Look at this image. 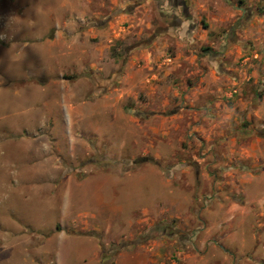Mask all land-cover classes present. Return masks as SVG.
I'll return each mask as SVG.
<instances>
[{"label":"rangeland","instance_id":"1","mask_svg":"<svg viewBox=\"0 0 264 264\" xmlns=\"http://www.w3.org/2000/svg\"><path fill=\"white\" fill-rule=\"evenodd\" d=\"M262 173L264 0H0V264H57L60 231L99 264H264ZM97 179L117 220L62 223Z\"/></svg>","mask_w":264,"mask_h":264},{"label":"crops","instance_id":"2","mask_svg":"<svg viewBox=\"0 0 264 264\" xmlns=\"http://www.w3.org/2000/svg\"><path fill=\"white\" fill-rule=\"evenodd\" d=\"M156 172H153V170L151 169V171L144 172L141 175H144V179L147 180V176L149 175V183H148V189H149V198L145 196L144 198V203L145 205H139L138 207H136V210H139L140 212H142L144 215H151L152 212L155 210L157 211L158 209H154V205H153V201H152V176L155 175ZM264 173L258 175L255 177L256 182L254 184V188H255V196L256 200H252L249 197V191L246 190L245 187L242 188H238L237 191L241 194H243L245 196L244 202L242 205H240V212L242 213V217L241 219H243L244 217H248L250 215V212L252 210H256V212H260V214H264V184H263V176ZM140 175V176H141ZM157 175V174H156ZM254 178V177H253ZM142 179V178H141ZM147 182V181H146ZM86 184V188L87 190L84 192L82 185ZM78 186H81V189L78 191H74L71 189H67V200L70 199L71 197V205L69 203L66 202L65 208H64V216L62 217V223H65L67 226H74L76 225L78 222H76L75 219L73 218H68L69 213L68 211H72V209H74L76 206V204L78 205L76 208L79 210H82V208H80V203H83L84 206H87L89 211H91V216H93L95 219L98 220H102V218L106 217V213L108 214L107 216L109 217V219H114L117 220L118 218V214L120 213V211H123L124 209L122 208L121 205H119V207L114 206V205H110L109 202L114 201L115 199H113V197H109L108 195L105 193V183L102 180L97 179L96 181H88V183L82 182L80 184H78ZM246 190V191H245ZM112 196H114V194H112ZM72 197H73V202L74 200L77 202L72 203ZM106 197L108 198V202H106ZM116 201V200H115ZM161 205H160V209H159V214L164 213L165 211H167V204H164L162 201ZM254 202V203H253ZM253 203V204H252ZM70 205V206H69ZM156 206H159L158 204H156ZM236 209V205L235 204H231L230 208L228 209L229 212L231 213L230 218L231 219V224H234L237 222V219L240 217L239 214L237 213H232L233 210ZM158 214V215H159ZM112 217V218H111ZM245 219V218H244ZM250 221L253 220L249 219ZM59 225L61 226L60 222ZM254 224L252 223L251 226H253ZM259 224H257L258 226ZM254 227V226H253ZM76 238V239H75ZM75 238H66L65 234L63 231H60L58 233H55L54 236L51 238L50 241L56 242L60 245V247L56 250L55 255L57 258L56 263L57 264H65L66 260L65 257L63 256V253H67L68 251H70L71 253H73L75 256H77L80 259H84L86 264H99V253H98V246L96 244L97 240L94 239V237H82V236H75ZM49 241V240H48ZM224 241H229V245H231L234 240L231 238V240L229 238H225ZM264 242V241H263ZM205 241H201L202 246H204ZM262 247L264 248V244H261L260 239H255L252 243V251L254 252L253 255L256 254V251L258 249V247ZM47 251V250H46ZM47 252H50L49 250ZM129 256H127L125 253H120V255L118 256V264H141L140 261L138 259H136L138 256H136L137 254L134 252H130L128 253ZM47 254H45L42 258L44 259V257H46ZM47 258V257H46ZM132 259V260H130ZM70 260V257L69 259ZM129 262V263H127ZM247 262L250 263V259H247Z\"/></svg>","mask_w":264,"mask_h":264},{"label":"trees","instance_id":"3","mask_svg":"<svg viewBox=\"0 0 264 264\" xmlns=\"http://www.w3.org/2000/svg\"><path fill=\"white\" fill-rule=\"evenodd\" d=\"M136 164H138V162H137ZM103 260H104V259L102 258L101 262H103Z\"/></svg>","mask_w":264,"mask_h":264}]
</instances>
